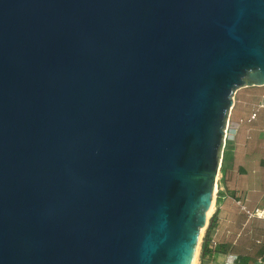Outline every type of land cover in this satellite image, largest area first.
Segmentation results:
<instances>
[{"label":"water","instance_id":"water-1","mask_svg":"<svg viewBox=\"0 0 264 264\" xmlns=\"http://www.w3.org/2000/svg\"><path fill=\"white\" fill-rule=\"evenodd\" d=\"M264 0H0V264H193Z\"/></svg>","mask_w":264,"mask_h":264},{"label":"crops","instance_id":"crops-1","mask_svg":"<svg viewBox=\"0 0 264 264\" xmlns=\"http://www.w3.org/2000/svg\"><path fill=\"white\" fill-rule=\"evenodd\" d=\"M263 207L264 87H244L234 96L196 264H264V220L247 214Z\"/></svg>","mask_w":264,"mask_h":264},{"label":"built area","instance_id":"built-area-1","mask_svg":"<svg viewBox=\"0 0 264 264\" xmlns=\"http://www.w3.org/2000/svg\"><path fill=\"white\" fill-rule=\"evenodd\" d=\"M226 140H227V131H226V136H225V143H226ZM241 206H243L242 203H241ZM247 214L250 218H258V219L264 220V207L255 209L254 211H248Z\"/></svg>","mask_w":264,"mask_h":264},{"label":"bare ground","instance_id":"bare-ground-1","mask_svg":"<svg viewBox=\"0 0 264 264\" xmlns=\"http://www.w3.org/2000/svg\"><path fill=\"white\" fill-rule=\"evenodd\" d=\"M211 212V211H210ZM210 212H209V215H210ZM204 233V230L202 231V234ZM197 255H198V252H197V254H196V257H195V259H194V262H193V264H196V260H197Z\"/></svg>","mask_w":264,"mask_h":264}]
</instances>
